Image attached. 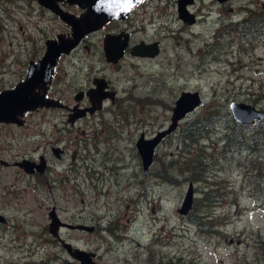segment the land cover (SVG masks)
<instances>
[{"label": "rangeland", "instance_id": "obj_1", "mask_svg": "<svg viewBox=\"0 0 264 264\" xmlns=\"http://www.w3.org/2000/svg\"><path fill=\"white\" fill-rule=\"evenodd\" d=\"M263 1L195 0L188 10L197 21L187 24L178 17L176 0H147L128 24L133 41L159 42L155 57L125 53L118 63H108L102 51L108 31L61 56L52 87L57 97L74 103L76 91L91 86L98 75L116 90V102L107 100L95 114L74 123L62 108L45 113L61 132L43 138L56 137L65 148L60 159L48 153L59 181L54 171L41 180L14 167L0 168V215L5 219L0 222V264L79 263L49 233L51 207L62 221L99 225L92 233L61 230L73 247L95 252L98 264H264V151L249 152L246 141L253 128L263 132L264 123L247 125L243 149L237 142L224 144L232 101L264 110V26L258 27L262 34L247 38L239 25L249 11L264 15ZM34 19L40 26L38 17L18 6L0 12V34L12 43L9 53L7 45L0 51V89L14 86L24 73V38L34 31ZM42 28L52 35L68 26L44 12ZM182 91H198L202 103L157 146L144 177L135 142L140 133L148 138L170 124ZM39 116L31 120L38 122ZM200 119L207 131H199L192 143L184 138L187 127ZM26 129L0 126V155L2 148H11L2 156H36L42 136ZM76 151L95 168L107 152L104 177L88 179L83 161L72 164ZM199 154L205 165L194 182L185 169ZM189 182L193 203L183 215L178 209Z\"/></svg>", "mask_w": 264, "mask_h": 264}, {"label": "water", "instance_id": "obj_2", "mask_svg": "<svg viewBox=\"0 0 264 264\" xmlns=\"http://www.w3.org/2000/svg\"><path fill=\"white\" fill-rule=\"evenodd\" d=\"M52 0H43L53 12L58 13L60 18L71 26L72 36L69 38H59L60 43L52 45V50L48 47L44 57L39 62V66H31L29 68L26 79L10 90H4L0 93V122H18V115H22L25 111L35 110L39 106H55V103L43 101L41 97L33 93L34 88L39 82H47L52 74V69L55 66L58 57L61 53H69L74 48L79 40L85 34L99 30L103 25L112 20H119L123 18V13L128 11L141 2L142 0H62L69 4H77L85 11L76 17L74 15L65 13L54 5ZM220 3L227 0H218ZM194 0H176V10L178 17L187 24H193L196 20L195 15L188 10ZM264 9V1L262 3ZM127 34L122 39L120 34H107L103 38V51L106 61L110 63H117L124 55V49L127 46ZM159 53L157 42L145 43L143 41L134 45L131 48V54L141 57H155ZM43 77V78H42ZM95 88L90 90L87 95L94 107L89 108V112H93L101 107V102L107 96L104 92L107 83L104 78L95 81ZM76 100H79L76 96ZM202 103L201 95L198 91H182L174 102L172 108V115L170 117V124L159 130L153 137L145 138L141 133L137 139L135 146L139 153L142 162L143 173H147V169L153 162L155 149L160 144L161 140L167 135L171 134L177 127L179 122L190 112L198 108ZM229 110L234 121L239 124H251L253 122L264 123V110L258 109L253 104L244 102L232 101L229 104ZM24 166L25 169L29 164ZM22 165V164H21ZM26 171H30L27 169ZM194 187L191 182L188 183L186 193L182 200L181 206L178 209L180 214H186L192 207ZM49 233L54 238H59V229L66 227L72 230H83L90 232L91 227L84 224H70L61 221L52 208L49 213ZM5 219L0 215V222ZM62 247L67 251L71 258L77 260L78 264H98L95 260V254L91 251H86L80 248L73 247L70 243L62 241Z\"/></svg>", "mask_w": 264, "mask_h": 264}, {"label": "flooded vegetation", "instance_id": "obj_3", "mask_svg": "<svg viewBox=\"0 0 264 264\" xmlns=\"http://www.w3.org/2000/svg\"><path fill=\"white\" fill-rule=\"evenodd\" d=\"M41 1H43V0H0V12L4 13L5 10L9 6H16V7L18 6L20 8H24L25 11L28 9V15L32 16L33 18L38 17L39 21H40V26H38V20L34 19L35 23H36V27H35L34 31L30 33L31 36L24 38L25 46L27 48L26 49V58H25L22 66H21L23 68L24 73L21 74L22 76L16 84H18V83H20L26 79L28 72H29V68L31 66H33V67L39 66L38 64L42 60V58L44 57L46 51H48L47 50L48 47L50 48V50H52V45L55 46V44L60 43L61 39L59 40V38L65 39V38H69L72 36L71 26L69 24H67L64 20H62L58 13L53 12L47 5H45ZM146 1L147 0H142L141 2H139L136 5H134L133 7H131V9L128 11L127 14L123 13V18H120L119 20L108 21L103 25V27L101 29L89 32V33L85 34L84 36H82V38L79 40L78 44L74 48H72L69 51V53L71 51L75 50L76 47L78 48V46H80V43L82 41L86 42V43L90 42V40L88 39L89 36L96 34L97 32L108 31L103 35V38L107 34H115V35L120 34L121 38L123 39L124 35L127 34V36H128L127 46L124 49V54L125 53L131 54V48L134 45L141 42L142 40L133 41L132 31H129L130 26H129L128 22H130V20H131L130 18L132 16L133 12L136 11V8H138L139 6L144 4ZM51 2H53L54 5H56L57 8L60 9L61 11L68 13V14H71V15H74L76 17H80V15L85 11L84 8L79 7L77 4H69L68 2H65L62 0H52ZM30 12H32V13L30 14ZM44 12H48L52 17H57V19L59 18L66 26H68L67 31H61V32L57 31L54 34L52 33V35H46L43 31V28H42V19L44 17ZM194 15L196 18L195 13H194ZM196 21H197V18H196L195 22ZM119 22L125 23V26L124 27H112L114 24H117ZM27 23H29L31 26H33V21L31 22L30 19ZM1 29L3 31H5L4 27H2ZM25 30L26 29H24V32H25ZM2 35L3 34H0V51H2V49H5L6 45H7L8 51L6 53H9V51H10L9 48H10L12 43L9 41L6 44L4 38H2ZM103 38H102V51H103ZM153 42H157L158 47H159V42L157 40H155ZM153 42H145V43L148 44V43H153ZM83 45H84V48H86L87 50L89 49L87 44L83 43ZM69 53H61L60 54V56L57 59L55 66L52 69V74H51L50 78L47 80V82H44V81L39 82L33 90V93H35L37 96L41 97V99L43 101L55 103V106H39L35 110L25 111V112H23L22 115L17 116V119H19L18 122H4V121L0 122V126L19 127V128H24V129L27 128L26 130L29 129L30 131H32V133L34 135L42 136L41 142H39L37 144V147H40V149H37V151L39 150L38 154L36 156L35 155H27L25 153L21 154V155L17 154L16 156L12 157L11 160H9L2 155H7L8 152H10L11 148H2L1 149L2 155H0V168L14 167V168L19 169L20 171L28 174L32 178H36V179L39 178L41 180L43 178H46V176L48 177L50 175V173L52 171H54L56 181H59L55 164H53V160H51L48 153L52 154L55 158L60 159L63 157V155L65 153V148L61 147L57 143L59 141V139H57L56 137L52 141L43 138L44 135H53V134H57V133L61 132L60 127L58 128L57 124H54L53 121H50L51 117L47 116L45 113L52 114L53 110L58 109V108H62V109L67 111L68 121H70L71 123H74L75 121L82 120L91 114H95V112L97 110L101 109V107L106 103L107 100H110L112 103L116 102V98H117L116 90L109 84L108 81L105 80V82L107 83V86L105 87L104 92L107 93L108 95L111 94L112 96L111 97L107 96L105 99H103L101 102L100 108L96 109L93 112H89V108L94 107V105L90 101V98L87 95V93L90 90L95 88V86H96L95 81L96 80L98 81L100 78H103L102 76L96 77L98 75L93 76L92 81H91L92 82L91 86H88L86 88H81L78 91H76V93L74 95L75 102L70 104V105H69L67 100H63L60 97H57L55 95V92L53 91L52 87L55 85V83L58 79V76H57L58 75L57 71L59 69L58 62H59L61 56L68 55ZM103 54H104V51H103ZM104 58H105V55H104ZM111 64H113V63H111ZM16 84L12 87L10 86L8 88L0 89V93L4 90H10V89L14 88L16 86ZM76 96L78 97L79 100H76ZM37 115H40L39 116L40 121H38V122L32 121L31 119ZM158 131H156L151 137H153ZM142 134L144 135V133H142ZM140 135H141V133H140ZM151 137H148V138H151ZM145 138H147V137H145ZM163 140H164V138L161 140V142ZM95 147H96V149H99V147H97V146H95ZM94 151L96 153H98L97 150L94 149ZM100 151H101V148L99 149V152ZM106 153L107 152H104L102 155H100L98 168H95V163L92 162L88 156L79 155V154H77V151L74 152V154L72 155V164L77 165L76 161H78V160L83 161V163H85V165H86V169H88L87 175H86L87 178L90 179L92 182H94L95 180L98 179L96 175H98L100 177H104V174L106 172L105 169H106V165H107V160H104L103 156ZM137 157H140L138 151H137ZM25 162H27L26 164H29V167L26 169L24 166ZM152 164H153V162H152ZM138 165H139V163H138ZM141 165H142V162H141ZM27 169H29L30 171H26ZM89 169H91V170L89 171ZM71 170L74 171V168H72ZM142 174L144 175V177L147 176L149 174V168L147 169L146 174L143 173V168H142ZM52 208H55V207H51V209ZM63 222H65V221H63ZM66 223H69V222H66ZM70 224H84V223H70ZM84 225L92 228V230L89 233H92L93 231L96 230V228L99 227L98 224H95V225L84 224ZM48 227H49V224H48ZM62 229L74 231V230L66 228V227H61L59 229V238H54L52 236L53 239L56 240L60 244L61 247H62V241L67 242V241H65V239H63L61 237V230ZM106 229H107V231H109L108 228H106ZM80 231H83V230H80ZM67 243H70V242H67ZM91 252H93V251H91ZM93 253L95 254V257H94V259H95L96 253L95 252H93Z\"/></svg>", "mask_w": 264, "mask_h": 264}, {"label": "trees", "instance_id": "obj_4", "mask_svg": "<svg viewBox=\"0 0 264 264\" xmlns=\"http://www.w3.org/2000/svg\"><path fill=\"white\" fill-rule=\"evenodd\" d=\"M251 13L252 12L249 11V16L239 22L241 34L247 38H250L255 34L263 33L262 31H260V28L258 29V27L262 25L264 26V15L254 16V15H251ZM208 118L206 119L208 120ZM231 122L232 124L230 127H228L229 130L226 132L225 137H224L225 138L224 144L225 146H230L234 142H237V148L238 150H241L245 146L243 144L244 130L246 129L248 130L250 129V127H248L245 124H239L236 121H234V119H231ZM253 129H254V132L250 134L248 138L246 139V141L248 142L250 146V150L248 151L254 154H260L264 151V131L262 132L259 128H256V127ZM187 131L189 133L187 132V135L184 138L188 137V139L192 143L197 142L196 139L199 134V131H203V132L207 131V127L205 125L204 119L202 120L200 119V120H196L192 122L189 125V127H187ZM184 146H185V143H184ZM188 164H189V167L185 169V172L191 173L190 175L192 176L191 177L189 176L190 180L195 182V179L199 178L202 173V165L203 167L205 165L203 163V155H200V154L196 156L194 155V157L189 161V163H187V165ZM190 217L193 218V221L195 222L196 220L198 221L200 220V218L194 214H190Z\"/></svg>", "mask_w": 264, "mask_h": 264}]
</instances>
